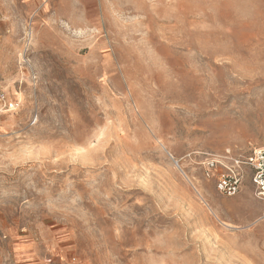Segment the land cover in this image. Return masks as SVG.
Returning a JSON list of instances; mask_svg holds the SVG:
<instances>
[{
	"label": "rangeland",
	"instance_id": "374dc122",
	"mask_svg": "<svg viewBox=\"0 0 264 264\" xmlns=\"http://www.w3.org/2000/svg\"><path fill=\"white\" fill-rule=\"evenodd\" d=\"M0 88V264H264V0H0Z\"/></svg>",
	"mask_w": 264,
	"mask_h": 264
},
{
	"label": "built area",
	"instance_id": "2783aa9c",
	"mask_svg": "<svg viewBox=\"0 0 264 264\" xmlns=\"http://www.w3.org/2000/svg\"><path fill=\"white\" fill-rule=\"evenodd\" d=\"M0 107L6 112H12L19 108V103L9 99L0 88ZM204 157L201 163L204 178L214 183L218 193L235 197L242 192L248 179L256 197L264 200V146L254 148L246 156L225 150L222 154H206Z\"/></svg>",
	"mask_w": 264,
	"mask_h": 264
}]
</instances>
